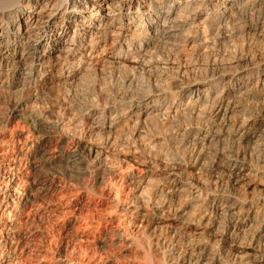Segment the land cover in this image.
<instances>
[{
    "label": "bare ground",
    "instance_id": "1",
    "mask_svg": "<svg viewBox=\"0 0 264 264\" xmlns=\"http://www.w3.org/2000/svg\"><path fill=\"white\" fill-rule=\"evenodd\" d=\"M0 109V145L34 148L35 171L63 164L88 188L134 163L117 236L156 264H264V0H0ZM17 118L41 140H7ZM20 164L0 169L5 209L49 192L35 173L13 198ZM15 231L0 211V264L25 241Z\"/></svg>",
    "mask_w": 264,
    "mask_h": 264
},
{
    "label": "rangeland",
    "instance_id": "2",
    "mask_svg": "<svg viewBox=\"0 0 264 264\" xmlns=\"http://www.w3.org/2000/svg\"><path fill=\"white\" fill-rule=\"evenodd\" d=\"M97 80H92L93 84L88 85L90 88L92 85L96 87L85 92L88 93L91 100H94L95 97L92 90L98 88V84L104 85L99 82L102 79L98 78ZM103 80L101 83L106 82V86L110 87L112 92L119 90L118 88H120V92L123 91L127 94L131 92L134 94L138 91L136 85V87L133 85L129 88L123 87L111 78ZM106 80H109L110 84ZM62 88V92L64 89L65 93L66 88ZM69 90L72 89L69 88ZM58 94L53 91L48 94L49 96H46L47 98L40 97L41 99L38 101L34 100L31 103L30 111L34 113V116H38L41 109L55 104ZM104 99L106 100V98ZM3 113V110L0 111V119L4 117ZM30 126V121L28 124V121L25 123L21 118L13 119L10 122L6 139L9 140L11 132H16L26 143L39 142L41 139L31 133L32 126ZM120 127L111 137L117 136V139H121L124 136ZM59 138V134L53 135V141H55L52 143L53 147L50 148V150L53 149L51 153L56 152ZM72 144L71 141H66L63 144L67 157L70 156L71 159L75 155ZM16 148L17 151L7 142L0 145V169H6L9 165L15 167L21 163L16 176L22 183L20 188L14 191L13 198L16 199L26 194L35 173L47 180L49 192L44 196L34 198L27 205L14 203L15 207L9 206L8 209H5L6 206H0L1 213L4 216L9 215L13 220L16 226L15 233L20 234L25 240L15 248L14 264H156L154 259L146 253L140 241H136L133 237L128 242L122 241L117 236V233L122 230L120 219L124 218L121 212L114 209L113 197L117 191H120V198L124 201L130 190L124 177L129 173H134L135 176L142 174L134 163L124 164L121 169L118 166L113 167V172L104 175L103 182H96L97 178L93 174L87 184L88 188H83L76 181L67 178L65 165L62 164L63 166L60 165L55 169H49V171L48 169H39L36 172L31 168L35 149L33 148L28 153L21 149L25 153V156L23 153L21 157V152L18 150L21 147L16 146ZM18 156L22 160L20 158V161L16 160ZM1 188L2 186H0V190Z\"/></svg>",
    "mask_w": 264,
    "mask_h": 264
}]
</instances>
